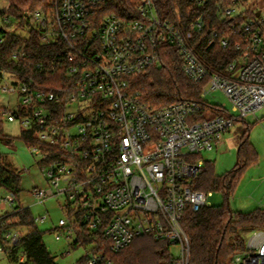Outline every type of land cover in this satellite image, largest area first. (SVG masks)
I'll return each mask as SVG.
<instances>
[{
  "label": "built area",
  "instance_id": "built-area-1",
  "mask_svg": "<svg viewBox=\"0 0 264 264\" xmlns=\"http://www.w3.org/2000/svg\"><path fill=\"white\" fill-rule=\"evenodd\" d=\"M117 1L53 0L51 14L30 15L39 22L34 29L44 33V42L61 38L67 53L52 69L61 76H53L48 85L11 74L16 81H5L1 89L17 95L18 103L6 108L5 117L37 140L28 147L40 154L48 186L29 195L43 202L65 197L68 219H61L59 227L69 236L76 230L101 232L112 253L152 236L179 246L177 264H189L184 219L188 212L210 206L213 195L195 188L208 162L202 154L217 148L235 122L264 108V18L246 19L251 38L223 74L193 46L195 32L205 27L203 14L184 24L175 7L170 19L157 12L153 0H129L121 11L112 12ZM208 1L192 0L202 7ZM243 10L228 9L226 15ZM5 37L0 29V43ZM221 44L226 48L230 41ZM165 45L177 49L191 82L204 83L199 100L151 108L134 92L133 79L162 63ZM216 90L230 101V112L207 102L206 96ZM213 112L224 115L206 118ZM1 203L13 206L14 194ZM251 236L234 264H264V231ZM9 239L5 246L18 240L16 235ZM104 258V252L98 253L88 264Z\"/></svg>",
  "mask_w": 264,
  "mask_h": 264
},
{
  "label": "trees",
  "instance_id": "trees-1",
  "mask_svg": "<svg viewBox=\"0 0 264 264\" xmlns=\"http://www.w3.org/2000/svg\"><path fill=\"white\" fill-rule=\"evenodd\" d=\"M7 7L0 13L3 20L2 31L6 37L0 43V78L3 72L19 76H32L40 85H48L59 70L54 66L64 62L67 45L61 38L51 44L44 42V33L32 28L25 34L18 29L30 26L31 16L36 12L49 15L53 12V0H5ZM157 12L170 19L174 7L178 9L181 20L188 24L191 19L204 15L205 27L195 32L193 46L199 56L214 70L227 74V68L235 62L246 49L250 34L245 32L246 19L260 21V9L264 0H255L253 8L248 0H209L205 6L195 5L192 0H153ZM251 2V3H252ZM122 4L129 0H118L112 12L122 10ZM244 8L236 16L226 15L228 9ZM217 33L218 37H215ZM222 40H229L223 48ZM264 51V46H263ZM162 63L151 66L145 73L133 79L132 86L139 93L144 104L151 108H161L182 100H199L203 84H194L183 71V61L176 48L165 45L162 48ZM207 108V107H206ZM6 108L0 107V188L15 196V204L23 192L22 177L5 163L2 152L4 143L14 139L3 130ZM205 118V115H202ZM242 139L238 155V168L225 175L215 172V165L206 162V171L197 178L195 188L203 191H223L226 203L220 206H207L198 212H188L183 225L189 237V264H234L236 254L247 247L248 236L256 231H264V208L250 213L235 212L227 205L229 196L235 192L240 173L259 161L256 148L250 143L248 134ZM21 139L27 144H37V140L26 132ZM46 147H42L45 149ZM46 150V149H45ZM14 204V205H15ZM20 230L17 242L10 244L11 236ZM45 233L38 226L29 208L16 206L12 213L0 217V246L13 264H59L44 241ZM73 247L90 246L88 253L76 264H88L93 255L104 252L105 258L98 264H177L172 253V245L152 236L137 238L129 247L118 253L109 252L107 241L101 232L90 234L75 232ZM25 260L20 261L19 255Z\"/></svg>",
  "mask_w": 264,
  "mask_h": 264
},
{
  "label": "rangeland",
  "instance_id": "rangeland-1",
  "mask_svg": "<svg viewBox=\"0 0 264 264\" xmlns=\"http://www.w3.org/2000/svg\"><path fill=\"white\" fill-rule=\"evenodd\" d=\"M136 1V0H133ZM7 3L0 0V13L5 10ZM264 17V13H263ZM39 22L35 19L30 20V26L18 29L19 34H25L27 29L37 28ZM3 27V20L0 15V28ZM161 67V64L159 65ZM5 81L14 82L15 77L8 72L0 78V107L13 109L18 103V96L2 92V85ZM207 102L224 107L231 111V103L221 90L212 91L206 96ZM224 115V113L213 112L207 114L206 118H215ZM248 124L251 131L248 134L250 143L256 148L259 161L255 165L246 167L241 173L234 193L229 196L228 206L232 211L240 213H249L256 208L264 207V108L257 112L256 116H250L244 120L237 121L224 134L221 144L210 152H204L202 157L214 163L215 172L218 175H225L238 168V155L242 139L248 130ZM3 130L14 139L11 143L2 145V152L5 156V163L16 170L22 177L23 192L16 204L7 205L2 209L0 205V217L7 213H12L14 207L22 206L29 208L36 219L38 228L45 233L44 241L49 251H51L59 264H76V262L85 256L90 246L73 247L76 240L75 235L69 236L66 231L59 227L61 219H68L67 212L64 210L65 197H53L46 201H39L29 196V192L34 189L47 188L48 184L40 168L41 156L39 153L30 150L28 145L21 139L22 129L20 124L9 122L6 117L3 118ZM10 195L5 189L0 188L1 201ZM210 206H220L226 203L223 191H213L209 198ZM20 230L15 232L17 238L20 237ZM60 236L57 240L56 237ZM248 236L247 246L251 239ZM247 248V247H246ZM255 252L254 250L251 251ZM172 253L175 258L181 257V248L172 246ZM24 254H20L19 258ZM244 257V253L241 254ZM0 264H9L7 257L0 250Z\"/></svg>",
  "mask_w": 264,
  "mask_h": 264
},
{
  "label": "crops",
  "instance_id": "crops-1",
  "mask_svg": "<svg viewBox=\"0 0 264 264\" xmlns=\"http://www.w3.org/2000/svg\"><path fill=\"white\" fill-rule=\"evenodd\" d=\"M260 12H261V17L262 18H264L263 17V13H264V5L261 7V9H260ZM1 77H4V74H2V76ZM3 108V107H2ZM30 196V195H29ZM0 205H2L1 207H2V209H6L7 208V205H3L2 203L0 204ZM15 208V207H14ZM259 208H264V207H259ZM259 208H256V209H259ZM255 209V210H256ZM254 210V211H255ZM252 212V211H251ZM250 213V212H249ZM2 217V216H1ZM51 252V251H50ZM3 253L5 254V256L7 257V260L9 261V264H13L12 263V261L10 260V258L8 257V255L3 251ZM53 254V253H52ZM20 259V258H19ZM25 260V256L23 255L22 257H21V259H20V261H24Z\"/></svg>",
  "mask_w": 264,
  "mask_h": 264
},
{
  "label": "water",
  "instance_id": "water-1",
  "mask_svg": "<svg viewBox=\"0 0 264 264\" xmlns=\"http://www.w3.org/2000/svg\"><path fill=\"white\" fill-rule=\"evenodd\" d=\"M258 16H260V14H258Z\"/></svg>",
  "mask_w": 264,
  "mask_h": 264
}]
</instances>
